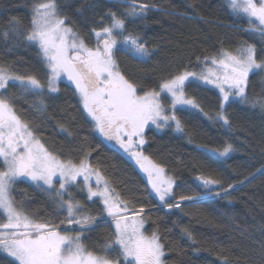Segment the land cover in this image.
Listing matches in <instances>:
<instances>
[{
  "label": "snow or ice",
  "instance_id": "1",
  "mask_svg": "<svg viewBox=\"0 0 264 264\" xmlns=\"http://www.w3.org/2000/svg\"><path fill=\"white\" fill-rule=\"evenodd\" d=\"M120 3L126 6L122 14L110 11L98 21L103 26L92 29L94 47L87 46L68 26L67 16L62 14L67 6L63 0L34 3L29 26L23 30L16 17L9 21L4 38L8 39L10 31L15 37L38 47L44 80L36 74H19L9 65L0 63V90H3L0 92V216L4 218V222H0V253L5 254L0 264H165L166 255L158 230H153L150 236L144 234V207L136 211L130 209L110 187L109 180L86 158L74 162L62 160L50 152L16 114L13 98L4 96L10 86L22 95L40 98L35 107L42 109L43 97L58 93V82L66 76L75 86V93L94 128L131 155L147 174L151 186L149 195L154 194L169 210L220 196L221 192H213L214 187L222 188L224 195L234 190V184L223 188L222 180L212 174L199 175L196 180L200 191L180 195L175 203H168L175 196V179L166 174L164 167L134 149L145 144V128L149 125L156 129L174 125L175 132L183 133L185 127L178 112L195 109L213 122H222V127L231 128L226 114L229 105L258 106L264 111V87L258 96H250L248 92L252 76H258L264 84V0H228L231 12L247 19L249 27L245 31L260 37L259 49L256 44L243 41L234 50L221 49L216 56L204 57L205 67L200 72H168L158 76L151 87L126 77L119 70L115 53L120 51L141 62L150 59L147 41L135 33V26L137 21L146 19L150 9L158 6L142 0H120ZM106 18L107 24L104 23ZM129 25H133L131 31ZM193 82L212 85L219 90V105L214 115L204 112L196 98L187 95L186 87ZM234 150L231 143H226L218 155L226 157ZM257 175H264V167L250 172L240 183L255 179ZM18 182H30L36 189L50 194L54 189L51 195L55 203L53 212L57 217L66 213L59 225L35 220L24 211L23 202L17 206L12 192ZM77 186L81 192L86 190L87 201L94 203V198H98L103 205L102 211L97 215L87 211L70 191ZM101 223L113 230L104 243L93 244L90 250L82 242L84 233ZM65 224L75 230L74 235L60 230ZM185 237L193 240L188 228L181 229V238ZM222 261L229 264L227 256L222 257ZM246 264L255 262L246 258ZM260 264H264V249Z\"/></svg>",
  "mask_w": 264,
  "mask_h": 264
},
{
  "label": "trees",
  "instance_id": "2",
  "mask_svg": "<svg viewBox=\"0 0 264 264\" xmlns=\"http://www.w3.org/2000/svg\"><path fill=\"white\" fill-rule=\"evenodd\" d=\"M39 2L41 0H0V63L9 65L19 74H36L43 81L44 65L37 54L38 47L10 31L8 39L4 38L13 17L20 21L22 30L29 26L32 6ZM142 2L158 6L150 9L146 19L137 21L135 26V33L147 41L151 57L141 62L117 51L115 59L126 77L145 87H151L158 76L168 72L200 71L204 57L216 56L221 49L234 50L243 41L256 44L258 49L261 47L260 37L245 31L249 27L247 19L233 14L227 0ZM63 3L67 5L62 14L67 16L68 25L87 43L92 39V29L103 26L98 23L101 17L110 11L122 14L126 7L120 0H63ZM108 22L106 18L104 23ZM132 28L133 25H129L130 31ZM262 87L264 84L258 76H252L249 95H260ZM58 88V93L43 97L42 109L35 107L40 98L22 95L15 87L10 86L3 94L13 98L16 114L50 152L62 160L78 162L86 158L109 180L110 187L130 209L136 211L144 207V232L151 235L153 230H158L165 244L166 264H223L224 256L229 264H246V258L260 264L264 249V175L249 178L245 183L240 181L264 167V111L258 106L231 104L226 110L231 121L228 128L193 109L177 113L185 127L183 133L175 132L174 125L145 130L143 154L164 167L176 182L175 196L168 203H175L180 195L200 191L196 180L199 175L212 174L222 180L223 188L234 184V190H229L227 195L222 188L214 187L213 192H221L220 196L169 210L154 194L149 195L151 186L140 166L118 146L96 133L75 88L66 81H59ZM186 93L196 98L204 112L216 113L219 93L215 89L193 82L187 85ZM226 143H231L235 150L220 157L218 152ZM52 194L36 189L30 182L16 183L12 192L17 206L23 202L24 211L35 220L59 225L66 213L57 217L53 212ZM74 195L92 215L102 211V203L97 199L94 203L87 201L85 191L81 192L79 186ZM0 222H4L2 216ZM61 227V231L75 233L71 226ZM183 228H188L193 240L181 238ZM112 230L108 224L101 223L84 233L82 242L91 250L93 244L104 243ZM4 255L0 253V258Z\"/></svg>",
  "mask_w": 264,
  "mask_h": 264
},
{
  "label": "rangeland",
  "instance_id": "3",
  "mask_svg": "<svg viewBox=\"0 0 264 264\" xmlns=\"http://www.w3.org/2000/svg\"><path fill=\"white\" fill-rule=\"evenodd\" d=\"M228 1V0H227ZM69 26V25H68ZM70 27V26H69ZM72 28V27H71ZM73 29V28H72ZM74 30V29H73ZM75 31V30H74ZM76 32V31H75ZM79 37L81 38V39H83L80 35H79ZM84 40V39H83ZM85 43L87 44V46H89V47H94L95 46V37H94V35H92V39H91V41L89 42V43H87L86 41H85ZM209 64H210V61H209ZM205 67V65L203 66V68ZM202 70V69H201ZM200 70V71H201ZM200 71H197V72H200ZM60 81H66V82H68V83H70L74 88H75V86L70 82V81H68L67 80V77L65 76V77H62L61 78V80ZM200 83V82H199ZM201 84H203V83H201ZM204 85H207V84H204ZM207 86H209V87H211V88H213V89H215L218 93H219V90L218 89H216V88H214L212 85H207ZM2 90H0V92H1ZM87 114V113H86ZM89 119L91 120V118L89 117ZM22 121V120H21ZM23 122V121H22ZM94 127V126H93ZM149 127H154L155 128V126L154 125H149V126H147L146 128H145V130L147 129V128H149ZM95 129V128H94ZM156 129V128H155ZM95 131H96V133H98L101 137H103L96 129H95ZM104 139H106L105 137H103ZM107 140V139H106ZM110 144H113V145H116V146H118L130 159H132L134 162H136L132 157H131V155L129 154V153H127V152H125L124 151V149L123 148H121L120 147V145L115 141V140H107ZM142 147H143V145H140V146H138V147H136L135 149H134V151H137V152H142L143 150H142ZM143 153V152H142ZM144 155V154H143ZM144 156H146V155H144ZM152 161V160H151ZM153 162V161H152ZM153 163H155V162H153ZM137 164V163H136ZM156 164V163H155ZM138 165V164H137ZM139 166V165H138ZM141 169V168H140ZM145 175H146V177H147V174L145 173V172H143ZM167 174V173H166ZM168 175V174H167ZM169 176V175H168ZM80 179V181H81V183H82V177L81 178H79ZM59 186V183H58V181H57V183H56V187H58ZM92 186H93V188H95V177L93 176L92 177ZM75 189L72 191L71 189V191L73 192V193H78V186L77 187H74ZM53 193H54V189H53ZM85 193H86V190H85ZM65 198L67 199V196H65ZM77 198V196L75 195V199ZM94 199H97V200H99L98 198H94ZM100 201V200H99ZM101 202V201H100ZM102 203V202H101ZM131 213H129V215H130ZM68 227H70L69 225H66L65 227H61V229H67ZM65 231H67V230H65ZM143 231H144V228H143ZM63 232V231H62ZM71 234H75V233H72L71 231H69ZM144 234L145 235H147V236H150V235H148V234H146L145 232H144ZM166 264V263H165Z\"/></svg>",
  "mask_w": 264,
  "mask_h": 264
}]
</instances>
